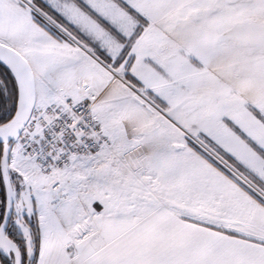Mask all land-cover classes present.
Masks as SVG:
<instances>
[{
	"label": "snow or ice",
	"instance_id": "1",
	"mask_svg": "<svg viewBox=\"0 0 264 264\" xmlns=\"http://www.w3.org/2000/svg\"><path fill=\"white\" fill-rule=\"evenodd\" d=\"M0 264H264V0H0Z\"/></svg>",
	"mask_w": 264,
	"mask_h": 264
}]
</instances>
